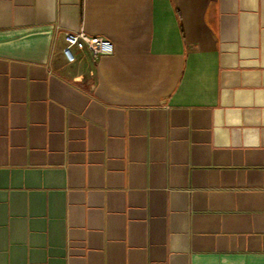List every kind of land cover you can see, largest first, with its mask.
<instances>
[{
    "label": "crops",
    "instance_id": "obj_1",
    "mask_svg": "<svg viewBox=\"0 0 264 264\" xmlns=\"http://www.w3.org/2000/svg\"><path fill=\"white\" fill-rule=\"evenodd\" d=\"M0 264H264V0H0Z\"/></svg>",
    "mask_w": 264,
    "mask_h": 264
},
{
    "label": "built area",
    "instance_id": "obj_2",
    "mask_svg": "<svg viewBox=\"0 0 264 264\" xmlns=\"http://www.w3.org/2000/svg\"><path fill=\"white\" fill-rule=\"evenodd\" d=\"M64 40L63 53L70 62L75 60L74 48L88 50L95 58L111 54L114 51V45L110 39L90 35L84 29L67 31Z\"/></svg>",
    "mask_w": 264,
    "mask_h": 264
}]
</instances>
